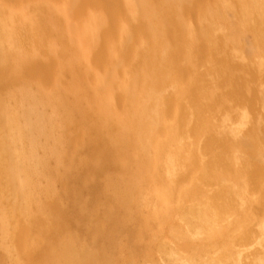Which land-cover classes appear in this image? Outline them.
<instances>
[{
    "label": "bare ground",
    "instance_id": "obj_1",
    "mask_svg": "<svg viewBox=\"0 0 264 264\" xmlns=\"http://www.w3.org/2000/svg\"><path fill=\"white\" fill-rule=\"evenodd\" d=\"M151 248L264 264V0H0V264Z\"/></svg>",
    "mask_w": 264,
    "mask_h": 264
},
{
    "label": "rangeland",
    "instance_id": "obj_2",
    "mask_svg": "<svg viewBox=\"0 0 264 264\" xmlns=\"http://www.w3.org/2000/svg\"><path fill=\"white\" fill-rule=\"evenodd\" d=\"M214 106L216 107V109H218L220 111L218 114L216 113L218 116L225 115L227 117H230L233 122H236L237 120L239 121L238 118L242 115V111L245 112L247 110H251V114H254L256 112V109H255L256 106H254L255 108H253V109H252V107L248 108L247 104L244 103L242 100H240V101H237V100L236 101H229V102H226L224 104H220L219 102H216ZM165 234L166 235L164 237H167V238H164L163 240H160L158 242L159 247H161V245L164 246L163 245L164 240H166V242L168 244H171V242H169V233L165 232ZM161 235H162V233L160 234V238H161ZM120 240L122 242H125L126 247L130 246L131 245L130 242H132V241H129L130 239H128L127 237H125L121 233H120ZM165 249L167 250V252H169L171 247L167 246V247H165ZM178 251L181 252L180 249ZM136 253H137V251H136ZM136 256L137 257L134 259L126 260L125 264H173L170 259H167L168 254H166V253L161 255V257L163 258V261H165V263L163 261L160 262L161 259L159 257H157L158 255L156 256V253L154 252L153 248L149 249L148 252L141 250V251H139L138 254H136Z\"/></svg>",
    "mask_w": 264,
    "mask_h": 264
}]
</instances>
